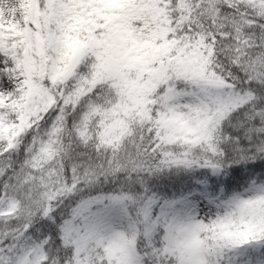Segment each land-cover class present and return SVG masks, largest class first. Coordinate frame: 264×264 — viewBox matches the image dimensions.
Segmentation results:
<instances>
[{"label":"snow or ice","instance_id":"1","mask_svg":"<svg viewBox=\"0 0 264 264\" xmlns=\"http://www.w3.org/2000/svg\"><path fill=\"white\" fill-rule=\"evenodd\" d=\"M0 264H264V0H0Z\"/></svg>","mask_w":264,"mask_h":264}]
</instances>
